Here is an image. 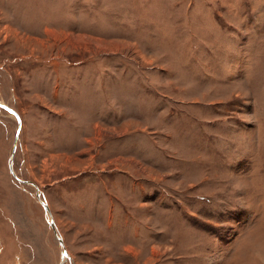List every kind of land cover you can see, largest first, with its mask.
Returning a JSON list of instances; mask_svg holds the SVG:
<instances>
[{"label": "rangeland", "instance_id": "374dc122", "mask_svg": "<svg viewBox=\"0 0 264 264\" xmlns=\"http://www.w3.org/2000/svg\"><path fill=\"white\" fill-rule=\"evenodd\" d=\"M0 104V264H264V0H0Z\"/></svg>", "mask_w": 264, "mask_h": 264}, {"label": "water", "instance_id": "95a60500", "mask_svg": "<svg viewBox=\"0 0 264 264\" xmlns=\"http://www.w3.org/2000/svg\"><path fill=\"white\" fill-rule=\"evenodd\" d=\"M0 108L6 110V111H8V112H10V113H12V114H14L16 116V118L18 120V130H20V120H19L17 114L11 108H9L7 106H4L2 104H0ZM17 139H18V134H17V136L15 138V142H16ZM15 147H16V143H15V145L13 147V154L15 152ZM11 157H13V156H11ZM9 171L11 172L12 176L15 179H17L15 174L13 173L12 164H9ZM28 184L32 185L35 188V190H36V198H37L38 202L40 203V205L42 206V208L44 209L45 213L50 214L48 206L42 201V199H40V194L38 193L37 187H35V185H33L32 183H28ZM49 226H50L53 234L57 237V231H56V228L54 226V222L51 219L49 221ZM58 243L60 244L61 248H63V241L60 238H58ZM65 256H66L65 251L64 252L62 251V254H61L62 259L65 258Z\"/></svg>", "mask_w": 264, "mask_h": 264}, {"label": "bare ground", "instance_id": "6f19581e", "mask_svg": "<svg viewBox=\"0 0 264 264\" xmlns=\"http://www.w3.org/2000/svg\"><path fill=\"white\" fill-rule=\"evenodd\" d=\"M50 218V217H49Z\"/></svg>", "mask_w": 264, "mask_h": 264}]
</instances>
